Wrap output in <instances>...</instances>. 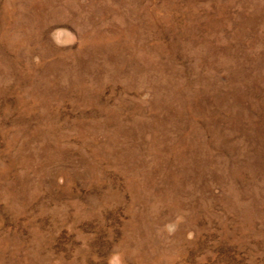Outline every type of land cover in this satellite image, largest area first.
Returning <instances> with one entry per match:
<instances>
[{
	"label": "rangeland",
	"instance_id": "1",
	"mask_svg": "<svg viewBox=\"0 0 264 264\" xmlns=\"http://www.w3.org/2000/svg\"><path fill=\"white\" fill-rule=\"evenodd\" d=\"M0 264H264V0H0Z\"/></svg>",
	"mask_w": 264,
	"mask_h": 264
}]
</instances>
